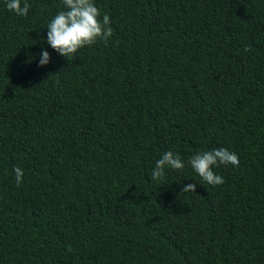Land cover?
I'll list each match as a JSON object with an SVG mask.
<instances>
[{"label":"trees","instance_id":"obj_1","mask_svg":"<svg viewBox=\"0 0 264 264\" xmlns=\"http://www.w3.org/2000/svg\"><path fill=\"white\" fill-rule=\"evenodd\" d=\"M27 2L0 0V264H264V0H94L113 35L68 60L62 0ZM220 147L213 186L187 161Z\"/></svg>","mask_w":264,"mask_h":264},{"label":"clouds","instance_id":"obj_2","mask_svg":"<svg viewBox=\"0 0 264 264\" xmlns=\"http://www.w3.org/2000/svg\"><path fill=\"white\" fill-rule=\"evenodd\" d=\"M64 10H60L47 25V43L61 56L70 59L86 46H91L102 41L105 44L113 35L110 18L95 5L94 0H62ZM6 8L19 16H27L30 4L27 0H6ZM245 52L249 51L245 47ZM50 62V54L46 50L40 53L39 65L44 66ZM59 81H57L58 83ZM188 165L207 184L217 186L224 183L221 175L214 169L221 165L231 164L239 166V157L227 148L220 147L211 151H201L192 155ZM185 162L179 153L166 151L161 158L156 160L152 169L151 179L163 182L165 169L182 170ZM16 184L20 185L23 179V169L16 167ZM183 192H196V184L188 183L181 188ZM71 251V247H68Z\"/></svg>","mask_w":264,"mask_h":264}]
</instances>
